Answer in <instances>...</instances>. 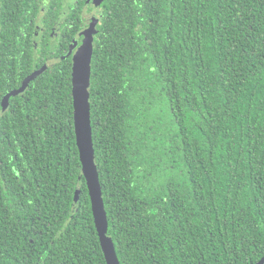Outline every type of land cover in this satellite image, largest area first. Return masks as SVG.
<instances>
[{"label": "trees", "instance_id": "16d2710c", "mask_svg": "<svg viewBox=\"0 0 264 264\" xmlns=\"http://www.w3.org/2000/svg\"><path fill=\"white\" fill-rule=\"evenodd\" d=\"M85 3L0 0V110L47 60L81 45L95 11L91 142L118 264H257L264 0ZM71 65L37 75L0 116V264H107L81 172Z\"/></svg>", "mask_w": 264, "mask_h": 264}, {"label": "water", "instance_id": "95a60500", "mask_svg": "<svg viewBox=\"0 0 264 264\" xmlns=\"http://www.w3.org/2000/svg\"><path fill=\"white\" fill-rule=\"evenodd\" d=\"M102 0H86L85 8L93 3L95 7L101 4ZM90 23L80 35L83 40L77 47L74 42L68 53L62 58L71 56V82H72V105L73 120L76 143L81 163L82 176L86 182L94 223L100 241V246L107 264H118L111 240L107 237V223L105 211L101 199V192L97 180V171L94 163V154L91 142V127L89 115V85H90V60L93 50V36L98 23L96 16L90 15ZM49 65V64H47ZM47 65L27 77L22 86L11 93H8L3 100L0 116L8 109V101L11 96L23 93L31 80L42 74ZM264 264V257L257 263Z\"/></svg>", "mask_w": 264, "mask_h": 264}, {"label": "flooded vegetation", "instance_id": "af4514ba", "mask_svg": "<svg viewBox=\"0 0 264 264\" xmlns=\"http://www.w3.org/2000/svg\"><path fill=\"white\" fill-rule=\"evenodd\" d=\"M87 8V7H86ZM91 14L93 15V16H96L97 18H98V15H97V13L95 12V11H91ZM90 14V15H91ZM89 15L87 14V15H85V17H86V20L88 21V23L86 24V26L84 27V29H86V27L88 26V24L90 23V18L88 17ZM83 29V30H84ZM83 30H81V32L83 31ZM81 32H79V33H81ZM39 31L37 30L36 31V39H35V41H33V45H35V49H36V51L39 49ZM78 36L83 40V38H82V36L80 35V34H78ZM76 40H77V38H76ZM82 43V42H81ZM76 44H77V42H76ZM80 44H77V47L79 46ZM70 49V48H69ZM68 53V52H67ZM36 55H37V53H36ZM35 55V56H36ZM65 55H63V56H61L60 58H58V59H50V60H47L46 62H45V64L43 65V67L44 66H46L47 64H49V65H47V68L46 69H48V68H50V67H52L54 64H56L57 62H60V61H64V60H66V59H62L63 57H64ZM41 69V68H40ZM39 69V70H40ZM38 71V70H37ZM36 71V72H37ZM46 71V70H45ZM35 73V72H34ZM33 73V74H34ZM32 75V74H31ZM30 75V76H31ZM31 82V81H30ZM29 82V83H30ZM27 89V88H26ZM14 91H16V90H14ZM11 93V92H10ZM8 108H9V101H8ZM8 110V109H7ZM6 110V111H7ZM5 111V112H6ZM0 112H1V110H0ZM4 112V113H5ZM4 113H2V114H4Z\"/></svg>", "mask_w": 264, "mask_h": 264}, {"label": "rangeland", "instance_id": "374dc122", "mask_svg": "<svg viewBox=\"0 0 264 264\" xmlns=\"http://www.w3.org/2000/svg\"><path fill=\"white\" fill-rule=\"evenodd\" d=\"M88 17H90V15Z\"/></svg>", "mask_w": 264, "mask_h": 264}]
</instances>
